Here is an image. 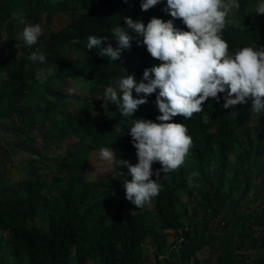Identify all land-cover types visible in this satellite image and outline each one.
<instances>
[{
	"label": "trees",
	"instance_id": "16d2710c",
	"mask_svg": "<svg viewBox=\"0 0 264 264\" xmlns=\"http://www.w3.org/2000/svg\"><path fill=\"white\" fill-rule=\"evenodd\" d=\"M240 3L236 15L242 16V26L228 24L222 34L232 53L244 46L264 47V15L252 12L256 0ZM40 8L46 12L40 13ZM21 9L29 23L42 27V35L31 47L18 38L24 25L13 13ZM117 9L113 0H0V118L19 116L23 124L41 125L39 135L47 142L41 149L12 145L14 154L25 152L37 159L26 163L21 181L0 177L4 191L0 255L9 250L17 264H144L141 242L149 239L159 252H166L163 223H167L175 229L190 228L182 251L185 264L207 245L218 253L217 264H246L245 260L264 264V232L256 237L252 229L253 224L264 228V125L250 126L239 113L226 115L208 107L205 117L190 123L196 150L186 170L165 179L164 193L152 213L126 216L118 194L113 195L114 181H86L85 169L93 151L112 141L124 147L121 128H112L110 112L106 113L109 121L90 118L86 100H78L79 108L73 112L57 100L68 102L60 93L66 80H79L97 91L121 72L119 66L90 55L66 61L72 51L83 52L86 37L108 34L109 21L93 17V12L114 14ZM57 16L66 17V23L54 33L51 23ZM33 51L45 54V65L27 59ZM142 60L136 51L129 55L132 63ZM61 63L64 68L59 67ZM40 67L54 69L44 83L36 75ZM69 137L58 163L55 157V163L43 172L45 162L50 161L43 149L61 145ZM192 172L199 173L193 181L198 188L188 186ZM188 202L195 206L192 212ZM198 206L214 214L227 211L230 230L226 237L216 235L210 217L199 219ZM201 228L204 233L199 232ZM234 238L239 240L236 246Z\"/></svg>",
	"mask_w": 264,
	"mask_h": 264
},
{
	"label": "clouds",
	"instance_id": "9594fccd",
	"mask_svg": "<svg viewBox=\"0 0 264 264\" xmlns=\"http://www.w3.org/2000/svg\"><path fill=\"white\" fill-rule=\"evenodd\" d=\"M113 1L118 6L116 13L96 10L92 14L109 21L108 34L86 37L83 52L72 51L76 56L68 55L66 61L82 60L83 55H90L105 64L119 66L121 72L108 83L99 85L97 91L79 80H66L60 93L68 102L60 98L57 103L73 112L79 108L78 100H86L90 118L108 120L107 112L114 115L112 128H121L124 147L112 141L95 151L100 160L116 168L115 177L104 178L114 181L113 195L118 194L124 215L133 216L152 213L164 193L165 179L188 168L196 150L190 123L205 117L208 107L226 115L239 113L250 126L264 125V47L253 45L238 48L234 53L228 51L229 45L222 34L228 24L242 26V16L236 15L241 10L240 0ZM252 12L264 15V0H256ZM13 18L24 25L18 38L28 47L37 44L42 35L41 25L29 23L22 9L14 12ZM115 18L118 21L113 24ZM133 51L142 55L143 60L130 62ZM27 59L46 64L45 54L39 51H33ZM59 67L64 65L61 63ZM53 74V67H40L36 72L41 83ZM69 84L76 87H70L65 94L63 89ZM78 88H87L97 99L77 96ZM16 118L20 122L16 128L22 137L20 144L32 145L35 138L42 144L47 143L39 135L41 125L23 124L19 116ZM4 121L14 123L10 115L0 118V122ZM27 129L33 131L30 137ZM69 142L70 137L56 146L65 149ZM60 154L56 156L57 163ZM2 170L0 161V177ZM198 176V172L191 173L189 188L199 187L193 184ZM0 197H4L1 184ZM259 205L258 202L251 208ZM196 210L200 220L204 216L212 219L210 226L217 229L216 235L227 236L230 230L227 211L214 214L212 209L199 206ZM252 229L256 237L264 232L263 227L255 224ZM189 230L187 225L165 230L167 250L164 253L151 240L142 241L144 264L149 263L148 257L152 259L151 264H185L182 251ZM233 242L236 246L238 238ZM204 251L217 264L218 253L209 245L191 256L188 264H203L200 254ZM17 263L18 259L7 249L0 255V264Z\"/></svg>",
	"mask_w": 264,
	"mask_h": 264
},
{
	"label": "rangeland",
	"instance_id": "374dc122",
	"mask_svg": "<svg viewBox=\"0 0 264 264\" xmlns=\"http://www.w3.org/2000/svg\"><path fill=\"white\" fill-rule=\"evenodd\" d=\"M40 13L46 12V10L40 8ZM37 16V15H36ZM66 23V17H59L57 16L53 22L51 23V28L54 33H57L62 27L65 26ZM43 33V32H42ZM70 56L74 58L76 54L74 52L70 53ZM70 87H76L73 84H69L68 87L63 89V92L65 94L68 93V89ZM77 96L83 98L90 96L91 99H97V95H91L89 90L87 88H78L77 92L75 93ZM12 121L14 123H10L7 121L0 122V161L3 164V170L1 177L10 180L12 182H18L23 180L22 173L24 172V166L27 162H30L32 160L37 159L34 155H29L25 152L14 154L12 152V145L15 143H21L22 137L17 134V127H20V122L17 120L16 116L12 118ZM28 132L27 137H30L33 133L32 130L27 129ZM32 145L37 148H43L41 141L38 138H35L32 142ZM6 151V153H4ZM63 151V147H57V146H50L46 149H43V155L48 157L50 161H46V166L42 167V171H48L51 166L55 163V157L58 156ZM10 154H13V156H10ZM50 167V168H49ZM25 172H27V169H25ZM115 169H113V166L107 162H104L99 159V153L97 155L96 151H93L89 158V165L85 169V179L86 181L90 182H98L102 180L104 177H115ZM185 202V201H181ZM190 205V210H195V206L188 202ZM179 208L187 209L185 205L179 204ZM179 208H177V216L180 215ZM223 217V215H222ZM163 228L165 230L171 231L174 229L173 225L163 223ZM200 233H204L205 230L203 228L199 229ZM162 238V236L160 237ZM149 263H152V259L148 257ZM200 261L203 264H213L211 256L204 251L200 254Z\"/></svg>",
	"mask_w": 264,
	"mask_h": 264
}]
</instances>
